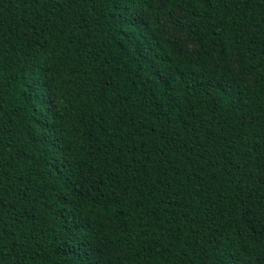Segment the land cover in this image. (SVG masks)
<instances>
[{
    "label": "trees",
    "instance_id": "1",
    "mask_svg": "<svg viewBox=\"0 0 264 264\" xmlns=\"http://www.w3.org/2000/svg\"><path fill=\"white\" fill-rule=\"evenodd\" d=\"M0 264H264V0H0Z\"/></svg>",
    "mask_w": 264,
    "mask_h": 264
},
{
    "label": "rangeland",
    "instance_id": "2",
    "mask_svg": "<svg viewBox=\"0 0 264 264\" xmlns=\"http://www.w3.org/2000/svg\"><path fill=\"white\" fill-rule=\"evenodd\" d=\"M161 23L166 36L170 37V39H172L176 44L181 45L183 48L193 47V44L188 39V33L185 31H181L172 19L162 15ZM233 65H236L235 60L233 61Z\"/></svg>",
    "mask_w": 264,
    "mask_h": 264
},
{
    "label": "snow or ice",
    "instance_id": "3",
    "mask_svg": "<svg viewBox=\"0 0 264 264\" xmlns=\"http://www.w3.org/2000/svg\"><path fill=\"white\" fill-rule=\"evenodd\" d=\"M86 251V250H85Z\"/></svg>",
    "mask_w": 264,
    "mask_h": 264
}]
</instances>
